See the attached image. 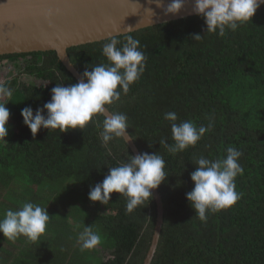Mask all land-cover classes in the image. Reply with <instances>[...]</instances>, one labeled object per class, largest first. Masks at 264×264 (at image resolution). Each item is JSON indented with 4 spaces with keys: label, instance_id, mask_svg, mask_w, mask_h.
<instances>
[{
    "label": "trees",
    "instance_id": "trees-1",
    "mask_svg": "<svg viewBox=\"0 0 264 264\" xmlns=\"http://www.w3.org/2000/svg\"><path fill=\"white\" fill-rule=\"evenodd\" d=\"M204 30L203 18L193 16L129 33L140 41L145 71L108 109L127 115V132L140 153L158 152L166 161L169 176L157 188L163 226L151 264H264V5L251 22L224 37ZM194 34L205 35L195 41ZM107 42L68 49L81 76L107 63L102 55ZM22 58H29L27 64L6 81L13 95L6 104L7 143H0V218L7 209L33 202L46 207L50 220L35 243L0 235V264H143L157 216L154 199L131 214L118 193L107 205L88 199L108 167L132 153L121 139L105 147L101 129L92 124L63 133L41 129L33 137L21 109L31 106L35 114L56 84L76 81L55 52L3 55L0 69ZM21 75L40 84L22 82ZM170 111L177 123L191 120L197 127L206 126L211 115L214 127L194 147L169 154L160 140L173 143L164 119ZM229 146L243 153L244 171L235 181L240 199L201 222L186 199L194 187L190 173L197 158L221 159ZM84 226L102 237L95 249H80L77 237Z\"/></svg>",
    "mask_w": 264,
    "mask_h": 264
},
{
    "label": "clouds",
    "instance_id": "clouds-1",
    "mask_svg": "<svg viewBox=\"0 0 264 264\" xmlns=\"http://www.w3.org/2000/svg\"><path fill=\"white\" fill-rule=\"evenodd\" d=\"M155 2L157 7L163 4V0ZM185 3L186 0H170L164 9L165 15L180 13ZM262 5L264 0H192V12L203 18L205 34L224 37L251 22ZM115 31L117 34L111 35L102 46L107 63H100L90 71L86 68L76 83L56 84L51 89L50 100L42 108H36L35 114L31 106L21 109L23 124L33 137L41 129H58L63 133L73 129L82 131L92 124L101 129L99 135L105 147L116 139L126 144L133 140L127 132L130 128L127 115L111 112L108 106L116 104L121 94L126 95L130 86L139 81L145 71L146 56L138 39L124 34L122 42L119 30ZM204 35L194 34L192 39L199 41ZM12 95L13 89L0 81V143H7L10 112L6 104ZM98 117H103L102 121ZM164 119L171 125L173 143L161 139L160 144L172 155L194 147L214 127L211 115L207 117L208 124L199 127L191 120L177 123L178 116L171 111L164 114ZM242 155L240 150L229 146L221 159L210 160L204 156L196 159L195 170L190 173L194 187L186 193V199L201 222H206L209 214L231 208L240 199L235 181L244 171L239 162ZM165 168L166 161L158 152L129 155L126 161L108 167L104 179L90 187L88 199L107 205L111 194L118 193L126 199V212L131 214L148 204L153 199V190L166 182L169 174ZM49 220L46 207L24 202L17 210L4 212L0 218V235L12 242L24 237L35 243L45 233ZM77 239L81 251L95 249L102 242L101 235L92 226H84Z\"/></svg>",
    "mask_w": 264,
    "mask_h": 264
},
{
    "label": "water",
    "instance_id": "water-1",
    "mask_svg": "<svg viewBox=\"0 0 264 264\" xmlns=\"http://www.w3.org/2000/svg\"><path fill=\"white\" fill-rule=\"evenodd\" d=\"M169 2L163 0L157 7L155 0H0V56L55 52L78 82L82 76L71 63L68 49L107 40L117 34L115 30L122 36L196 16L192 0H186L180 13L165 15ZM126 145L133 156L140 154L133 140ZM153 199L157 216L143 264H151L163 226V202L157 189Z\"/></svg>",
    "mask_w": 264,
    "mask_h": 264
},
{
    "label": "rangeland",
    "instance_id": "rangeland-1",
    "mask_svg": "<svg viewBox=\"0 0 264 264\" xmlns=\"http://www.w3.org/2000/svg\"><path fill=\"white\" fill-rule=\"evenodd\" d=\"M28 59H19L16 62L8 63L5 67L0 69V81L6 82L7 80H11L12 78H14L18 73L22 71V67L27 64ZM20 80L22 82H27L32 85L40 84V82L37 81L35 78L29 77L27 75H21ZM11 127L13 129V124H11Z\"/></svg>",
    "mask_w": 264,
    "mask_h": 264
}]
</instances>
